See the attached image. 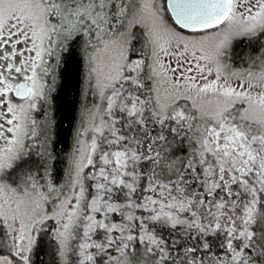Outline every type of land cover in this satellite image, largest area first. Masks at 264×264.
<instances>
[{
    "label": "snow or ice",
    "instance_id": "snow-or-ice-1",
    "mask_svg": "<svg viewBox=\"0 0 264 264\" xmlns=\"http://www.w3.org/2000/svg\"><path fill=\"white\" fill-rule=\"evenodd\" d=\"M49 220L56 264H264V0H0V264Z\"/></svg>",
    "mask_w": 264,
    "mask_h": 264
},
{
    "label": "trees",
    "instance_id": "trees-1",
    "mask_svg": "<svg viewBox=\"0 0 264 264\" xmlns=\"http://www.w3.org/2000/svg\"><path fill=\"white\" fill-rule=\"evenodd\" d=\"M243 50V45H241ZM67 64L62 73V88L56 97V119L62 123L59 135V145L57 148V159L51 167V179L54 183L63 182L64 164L62 153L68 151L71 144L70 129L72 121L76 115L79 101V81L81 78L82 67L79 56L76 53L70 54L67 58ZM94 99V97H93ZM53 221L46 223L45 230L37 238V244L40 246L42 255L40 259L45 260L48 264H56L53 256L54 242L52 235L54 233ZM0 254H7L6 252Z\"/></svg>",
    "mask_w": 264,
    "mask_h": 264
},
{
    "label": "rangeland",
    "instance_id": "rangeland-1",
    "mask_svg": "<svg viewBox=\"0 0 264 264\" xmlns=\"http://www.w3.org/2000/svg\"><path fill=\"white\" fill-rule=\"evenodd\" d=\"M185 34H188L187 32H185ZM63 182H59V184H62ZM46 207H50V206H48V205H46ZM49 214H51V212L49 213ZM49 221H51V220H49ZM49 221H47V222H49ZM52 224H54V228H53V231L55 232V227H56V225H55V222L53 221V223Z\"/></svg>",
    "mask_w": 264,
    "mask_h": 264
},
{
    "label": "water",
    "instance_id": "water-1",
    "mask_svg": "<svg viewBox=\"0 0 264 264\" xmlns=\"http://www.w3.org/2000/svg\"><path fill=\"white\" fill-rule=\"evenodd\" d=\"M187 32V31H186Z\"/></svg>",
    "mask_w": 264,
    "mask_h": 264
}]
</instances>
